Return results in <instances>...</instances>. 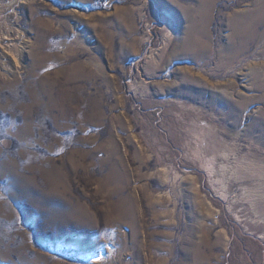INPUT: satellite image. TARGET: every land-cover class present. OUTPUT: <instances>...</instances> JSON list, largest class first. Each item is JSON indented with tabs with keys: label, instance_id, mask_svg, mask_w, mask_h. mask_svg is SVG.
I'll use <instances>...</instances> for the list:
<instances>
[{
	"label": "rangeland",
	"instance_id": "obj_1",
	"mask_svg": "<svg viewBox=\"0 0 264 264\" xmlns=\"http://www.w3.org/2000/svg\"><path fill=\"white\" fill-rule=\"evenodd\" d=\"M211 5L0 0V264H264V0Z\"/></svg>",
	"mask_w": 264,
	"mask_h": 264
},
{
	"label": "bare ground",
	"instance_id": "obj_2",
	"mask_svg": "<svg viewBox=\"0 0 264 264\" xmlns=\"http://www.w3.org/2000/svg\"><path fill=\"white\" fill-rule=\"evenodd\" d=\"M208 3L210 5V7L212 8L211 0H208ZM213 6H214V4H213ZM262 17H264V11H263ZM260 20H261L260 18L259 19H256V18L247 19L246 17L241 18V16H240L236 19V22L232 24V28H233L232 37H233V39H236L238 42V45L232 44L228 48V51L231 55L230 57L232 60L237 61L239 56L241 54L245 53L246 49L252 43L257 42L258 36L260 33L259 34H253V33L255 31L256 24ZM260 25H261V23H260Z\"/></svg>",
	"mask_w": 264,
	"mask_h": 264
}]
</instances>
